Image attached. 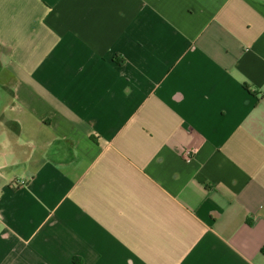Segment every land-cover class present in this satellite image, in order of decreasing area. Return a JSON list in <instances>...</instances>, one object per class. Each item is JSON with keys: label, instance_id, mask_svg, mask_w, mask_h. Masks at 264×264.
I'll use <instances>...</instances> for the list:
<instances>
[{"label": "crops", "instance_id": "obj_1", "mask_svg": "<svg viewBox=\"0 0 264 264\" xmlns=\"http://www.w3.org/2000/svg\"><path fill=\"white\" fill-rule=\"evenodd\" d=\"M0 264H264V0H0Z\"/></svg>", "mask_w": 264, "mask_h": 264}, {"label": "built area", "instance_id": "obj_2", "mask_svg": "<svg viewBox=\"0 0 264 264\" xmlns=\"http://www.w3.org/2000/svg\"><path fill=\"white\" fill-rule=\"evenodd\" d=\"M190 158H191V153H190L188 150L185 151V159L188 161ZM18 183H20V184L23 185L25 182H24V180L22 179V180H19Z\"/></svg>", "mask_w": 264, "mask_h": 264}]
</instances>
